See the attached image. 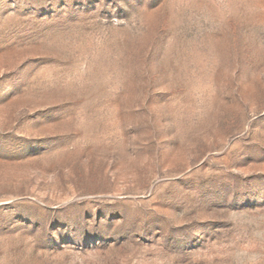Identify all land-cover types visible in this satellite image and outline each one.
I'll list each match as a JSON object with an SVG mask.
<instances>
[{"label":"rangeland","instance_id":"374dc122","mask_svg":"<svg viewBox=\"0 0 264 264\" xmlns=\"http://www.w3.org/2000/svg\"><path fill=\"white\" fill-rule=\"evenodd\" d=\"M0 264H264V0H0Z\"/></svg>","mask_w":264,"mask_h":264}]
</instances>
